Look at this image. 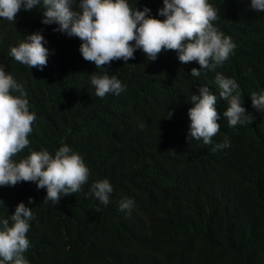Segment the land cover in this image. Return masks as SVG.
<instances>
[{
	"label": "trees",
	"instance_id": "1",
	"mask_svg": "<svg viewBox=\"0 0 264 264\" xmlns=\"http://www.w3.org/2000/svg\"><path fill=\"white\" fill-rule=\"evenodd\" d=\"M129 1L142 11L148 0ZM214 2V27L237 45L229 65L201 69L199 77L182 68L171 50L150 61L137 49L127 64L114 60L97 69L82 57L79 38L54 29L44 37L47 65L30 68L10 49L39 29L36 8H22L15 22L0 19V65L23 87L36 116L30 143L14 161L32 151L54 156L67 145L95 179H107L113 188L107 205L94 200L97 210L84 196L73 198L75 193L61 195L55 205L45 200L46 188L28 198L27 192L19 196L20 182L0 186V222L8 219L11 226L20 202L33 213L23 254L28 264H264V124L257 113L246 115L251 119L238 132L248 137L244 149L232 133L230 146L216 149L225 141L214 136L205 145L190 139L184 127L191 123L184 112L199 87L217 95L213 72L232 76L246 92L264 86V17L251 10L250 0ZM154 4L152 17L165 19L158 15L163 0ZM250 15L258 17L248 21ZM244 27L256 32L246 45L238 35ZM199 67L197 62L193 68ZM105 71L125 91L97 97L91 76ZM125 199L133 201L130 211L120 209Z\"/></svg>",
	"mask_w": 264,
	"mask_h": 264
},
{
	"label": "clouds",
	"instance_id": "2",
	"mask_svg": "<svg viewBox=\"0 0 264 264\" xmlns=\"http://www.w3.org/2000/svg\"><path fill=\"white\" fill-rule=\"evenodd\" d=\"M154 5V0H148L141 11L133 10L129 0H0V19L15 22L22 8L25 11L36 8L39 29L12 47L10 55L21 64L40 70L48 62L49 50L44 46V37L52 29L62 37L79 38L82 57L93 62L97 69H103L102 66L114 60L122 59L127 64L134 59L137 49L150 61L166 50L176 51L180 66L192 68L190 74L194 77L200 76L201 69H215L225 61L224 67L231 63L227 60L237 39L225 36L214 27L213 21L219 18L214 0H163V7L158 10V15L165 17L163 20L152 17ZM250 8L264 17V0H250ZM256 17L250 15L248 21ZM238 35L246 45L256 32L244 27ZM197 62L199 69L193 68ZM94 73L91 84L97 97L104 98L107 94V98H111L125 91L115 75L110 77L107 71L102 76ZM211 77L212 83L219 86L217 95L204 86L199 87L200 95L191 96L192 106L189 104L184 112L191 121L190 124L184 122V127L190 131L185 134L190 139H202L205 145L212 143L215 136L216 141H225L216 145V149H220L230 146L228 134L232 133V139L243 148L248 137L238 132L244 122L251 119L246 115L257 113V120L264 124V86L246 92L244 85L232 76L213 72ZM14 92L19 95H13ZM26 95L23 87L0 65V186L20 182L19 196L27 192L28 198L46 188L45 200L55 205L59 204L61 195L73 193V198L84 196L91 200L97 210L94 200L107 205L112 201L111 184L107 179H95L83 158L67 145L60 147L54 156L40 150L32 151L19 162L14 161L13 157L29 145L28 136L36 120L35 114L29 111ZM171 115L170 112L166 118ZM21 181L36 182L37 186L27 183L24 187ZM0 203L4 204L2 200ZM29 204H32L31 199ZM132 205L131 199H125L120 209L130 211ZM32 219L30 207L20 202L11 215V226L8 219L0 222V264H28L23 254L29 248L26 234Z\"/></svg>",
	"mask_w": 264,
	"mask_h": 264
},
{
	"label": "bare ground",
	"instance_id": "3",
	"mask_svg": "<svg viewBox=\"0 0 264 264\" xmlns=\"http://www.w3.org/2000/svg\"><path fill=\"white\" fill-rule=\"evenodd\" d=\"M244 75V74H243ZM246 75V74H245ZM250 77V76H249ZM250 90V89H249ZM252 90V89H251ZM245 174V173H244ZM249 174V173H248ZM252 175V174H251ZM246 176V175H245Z\"/></svg>",
	"mask_w": 264,
	"mask_h": 264
}]
</instances>
